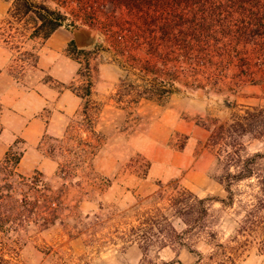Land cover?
<instances>
[{
  "label": "rangeland",
  "instance_id": "1",
  "mask_svg": "<svg viewBox=\"0 0 264 264\" xmlns=\"http://www.w3.org/2000/svg\"><path fill=\"white\" fill-rule=\"evenodd\" d=\"M37 1L66 18L61 28L69 33L65 50L73 75L62 82L37 68L46 39L29 38L30 17H11L6 11L12 0H0V39L9 41L8 80L45 100L38 114L47 123L33 147L18 135H6L11 143L0 163L7 153L11 165L22 157L15 175L8 174L11 165L0 172V194L11 192L10 204L17 207L3 215L7 208L0 200V264H263L264 222L261 229L236 233L246 217L253 218L260 186L254 178L233 185V205L223 208L220 200L227 194L216 178L237 169L222 162L228 156L211 145L214 139L208 141L217 121L229 122L246 107H264V82L254 83L258 75L250 74L257 69L238 66L241 45L216 27L202 33L210 42L184 47L187 58L180 63L177 44L169 47L156 28H146L142 15L158 16L160 7L136 13L106 0ZM183 11L190 16V5ZM80 29L95 35L93 44L76 45L72 32ZM5 84L0 82V92ZM137 91L144 98L134 102ZM34 101L25 97L26 103ZM2 132L0 125V137ZM233 138L223 141L233 146L222 149L241 160L258 154L252 169L262 174L264 137ZM182 192L208 199L210 214L200 235L186 236L188 247L179 248L165 233L149 238L146 250L125 241L139 220L159 218L164 195ZM160 214L177 232L187 229L169 212ZM257 216L264 218V208ZM52 217L53 224L44 226L43 219Z\"/></svg>",
  "mask_w": 264,
  "mask_h": 264
},
{
  "label": "trees",
  "instance_id": "2",
  "mask_svg": "<svg viewBox=\"0 0 264 264\" xmlns=\"http://www.w3.org/2000/svg\"><path fill=\"white\" fill-rule=\"evenodd\" d=\"M106 1L116 6L124 5L129 11L136 13H143L142 10H144V7L146 9L153 5L162 8L163 11L158 16L150 15L148 11L142 16L147 29L154 27L159 31L158 39H160V41H168L170 44L169 47L177 44L175 48H178V51L176 52L173 50V53L176 52L175 60L180 63H185L188 47L191 44L199 43L203 40L207 42L211 41L210 37L203 39L202 33H209L216 27L222 28L223 35L227 37L230 42L235 45H241L242 52H240L241 56L239 57L240 62L238 66H247L248 68L255 67L257 72L255 70L250 73L251 75L257 73L258 75L254 83L264 82V0H224L226 3L217 6L211 5L212 2L216 0ZM189 5L190 16L186 17L185 15L187 14L184 13L183 9H187ZM6 13L17 20L19 19V21L23 20L24 17H30L33 23V29L29 38L32 39L35 37L47 39L57 28L64 25L66 20L61 12L37 0H12ZM223 13V17L220 18L219 15ZM9 24L11 23L9 22ZM176 30L181 35L182 40H179L177 35L173 33ZM188 31H191L192 35H189ZM198 32H200V34H198ZM173 39H175V41ZM70 42L73 43V41ZM0 43L7 45L9 41L0 39ZM157 44L156 46L153 44L156 58L159 57V54L156 53ZM184 47L187 48V51H183ZM32 54L35 58L36 54ZM230 57H233V55H230L228 59ZM162 92L164 93L165 90H162L160 93ZM140 98L144 97L141 91H137L133 101L138 102ZM215 124H217L214 125L215 130L210 132L208 141L210 142V138L211 140L214 139L211 145L213 147L219 146V153L226 152L228 157L222 160L219 154L218 161L222 160V162L227 164L228 168L234 167L237 169L236 172H224L221 177L216 178L217 182L224 186V190L227 194L225 199L220 200V204L223 208H230L233 205L234 199V193L231 190L232 186L254 178L260 186V195L259 197H254L255 211L249 215V217L253 216V218L248 219V217H246L239 225V230L236 233L238 235L239 232H245L246 230L251 231L250 228L253 227H259L261 229L264 218L257 216V213L260 209L264 208V172L259 174L253 172L252 169L253 158L259 155L256 154L250 158L241 160V157L236 155L235 152H233L234 155H229L226 150L222 149V145L232 147V144L223 141L226 139H235L233 138V134L237 135V138L245 135H250L254 139L264 137V107H246L243 114L234 113L231 115L229 122L219 123L217 121ZM21 157L22 154H18V157L15 158L11 165L9 154L7 153L0 163V172H7L11 165L12 168L10 167L11 170L8 171V174L11 176L12 174L15 175ZM17 177L20 178L18 174ZM5 191V194H0V200L1 203H3L1 206L7 209L2 210L1 214L12 215L17 210V207L11 205L14 203V195L8 190ZM207 200L208 199H198L187 192H182L181 194H166L161 202H158L163 203L162 206L157 209V216H159V218L151 217L145 220H139L136 227H131L128 232L124 234L125 239H128L125 241L127 243L128 241L137 243L141 249L146 250L147 243L150 242L149 238L158 239L161 233H165L168 239L171 238L179 248H186L188 246L183 244L185 239H188L186 236L190 234L193 235L194 232L195 235H200L205 227L203 221L210 217V214H208L209 208L207 206ZM15 201L16 203L18 202L17 199ZM57 201L56 199V202ZM10 202L12 203L10 204ZM19 202L22 203L20 200ZM50 202L54 204V198H52ZM160 211L169 212L173 219L178 220L187 227V229L177 232L170 226L168 219L160 214ZM43 221L45 222V224H43L44 226L52 225L54 218L52 217L50 220L43 219ZM163 222L167 223V225L161 228ZM156 226L160 228L156 229ZM154 229H156V233L151 234ZM168 232H170V234ZM154 235H156V237ZM243 247L245 246H240L241 251H243ZM226 257L227 260H232L230 257Z\"/></svg>",
  "mask_w": 264,
  "mask_h": 264
},
{
  "label": "crops",
  "instance_id": "3",
  "mask_svg": "<svg viewBox=\"0 0 264 264\" xmlns=\"http://www.w3.org/2000/svg\"><path fill=\"white\" fill-rule=\"evenodd\" d=\"M69 33L64 28H57L44 42L38 52L37 68L47 70L55 79L66 82L72 75V63L66 54ZM5 44L0 43V82L5 86L0 92V125L3 132L0 137V157L11 143L6 135H18L24 143L33 147L37 144L42 130L47 125L38 113L43 110L45 100L41 101L35 92H24L14 80L10 81L5 71L9 59ZM25 97H32L36 102H25ZM38 98V99H37ZM264 264V263H263Z\"/></svg>",
  "mask_w": 264,
  "mask_h": 264
},
{
  "label": "water",
  "instance_id": "4",
  "mask_svg": "<svg viewBox=\"0 0 264 264\" xmlns=\"http://www.w3.org/2000/svg\"><path fill=\"white\" fill-rule=\"evenodd\" d=\"M73 40L78 46L91 45L95 41V35L86 30H75L72 32Z\"/></svg>",
  "mask_w": 264,
  "mask_h": 264
}]
</instances>
